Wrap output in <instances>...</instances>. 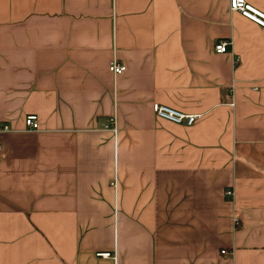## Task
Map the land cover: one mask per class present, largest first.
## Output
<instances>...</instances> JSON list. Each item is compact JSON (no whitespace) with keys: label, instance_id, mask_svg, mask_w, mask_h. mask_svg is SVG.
I'll use <instances>...</instances> for the list:
<instances>
[{"label":"crops","instance_id":"obj_1","mask_svg":"<svg viewBox=\"0 0 264 264\" xmlns=\"http://www.w3.org/2000/svg\"><path fill=\"white\" fill-rule=\"evenodd\" d=\"M0 264H264V30L229 0H0Z\"/></svg>","mask_w":264,"mask_h":264},{"label":"built area","instance_id":"obj_2","mask_svg":"<svg viewBox=\"0 0 264 264\" xmlns=\"http://www.w3.org/2000/svg\"><path fill=\"white\" fill-rule=\"evenodd\" d=\"M229 9L231 12L238 13L244 19L264 30V12L254 8L246 0H229ZM229 48L230 41L223 40L215 45L214 50L217 54H224L228 52ZM108 69L114 76H118L125 71V67L116 62H112ZM152 111L158 120L184 127H191L200 119L199 115L185 114L176 109L160 104H153ZM24 125L26 129L30 131H36L39 129L37 117L34 115L26 116L24 119ZM104 129L113 133L117 132L112 120L104 125ZM225 194L227 196H232L231 191H227ZM222 253L225 254V252ZM101 256L109 257V254H102Z\"/></svg>","mask_w":264,"mask_h":264}]
</instances>
